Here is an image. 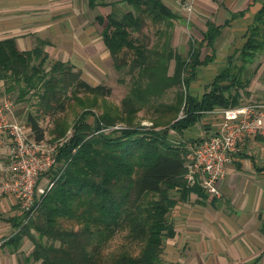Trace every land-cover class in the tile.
Returning a JSON list of instances; mask_svg holds the SVG:
<instances>
[{
    "label": "trees",
    "instance_id": "obj_1",
    "mask_svg": "<svg viewBox=\"0 0 264 264\" xmlns=\"http://www.w3.org/2000/svg\"><path fill=\"white\" fill-rule=\"evenodd\" d=\"M87 2L91 8H114L95 19L113 66L129 76L119 104L107 100L110 86L89 83L68 60H49L43 48L46 40L37 38L30 49H20L15 36L0 39V81L7 83L5 90H16L17 100L33 95L34 110L50 118L51 140L65 139L58 147L57 165L48 173L52 186L36 200L31 215L22 213L17 232L7 242L17 248L27 237L32 248L25 259L37 264H164L159 258L162 243L174 233L168 213L177 200L200 190L186 185L187 148L170 130L180 134L206 111L243 103L253 60L264 50V3L248 25L242 46L197 97L188 84L197 67L212 59H200V47L204 41L214 44L218 25L208 21L200 41L190 40L183 56L171 44L180 15L164 0ZM118 2L126 5L119 13ZM148 25L163 39L150 45L143 33ZM171 59L174 68L169 73ZM173 87V97L165 101L163 96ZM72 101L80 111L68 134L62 114ZM141 109L150 111V126L134 122ZM26 122L33 137L44 140L37 114L29 111ZM117 123L124 125L103 131Z\"/></svg>",
    "mask_w": 264,
    "mask_h": 264
},
{
    "label": "crops",
    "instance_id": "obj_2",
    "mask_svg": "<svg viewBox=\"0 0 264 264\" xmlns=\"http://www.w3.org/2000/svg\"><path fill=\"white\" fill-rule=\"evenodd\" d=\"M164 1L180 15L174 22L171 38L173 49L180 54L183 49L188 52L190 40L200 41L208 21L219 26L214 44L209 46L204 41L200 47V59L206 55L212 59L197 67L196 76L188 84V91L199 97L217 71L224 66L227 57L242 46L247 27L264 0ZM187 3L192 5L190 13L185 9ZM86 7H89L87 0H0V39L15 36L20 49H30L37 38H41L47 41L44 50L52 59L70 61L72 53L80 59L98 56L104 58L109 55V51L97 31L98 28L91 21L88 27L80 24L78 16ZM96 7L99 5L89 8ZM17 14L21 15L20 20ZM12 15L15 19L11 18ZM18 25L25 27V31H8ZM258 58L259 72L264 74V53L259 54ZM173 68L174 59H171L168 72L172 73ZM260 73L256 76L253 89L264 90V76ZM85 80L91 83L88 79ZM6 85L7 83L0 81V91L3 94H7ZM17 101L19 102L12 103L11 115L14 118L21 114L15 104L22 102ZM219 121V114L206 111L193 126L180 134L173 130L170 133L175 140L183 141L184 135L185 138L195 133L201 136L210 128L216 129ZM6 162V149L0 142V176L1 166ZM218 187V196H211L201 189L192 190L186 199L177 200L170 209L168 218L174 233L163 240L160 262L264 264L263 136L247 139L243 152L227 165ZM177 194L178 191L175 192ZM21 215L14 196L0 195V264H37L32 259H25L32 248V244L27 243V237H23L17 248L12 242H7L17 232L18 227L15 225Z\"/></svg>",
    "mask_w": 264,
    "mask_h": 264
},
{
    "label": "built area",
    "instance_id": "obj_3",
    "mask_svg": "<svg viewBox=\"0 0 264 264\" xmlns=\"http://www.w3.org/2000/svg\"><path fill=\"white\" fill-rule=\"evenodd\" d=\"M185 9L191 12V3ZM209 111L219 114L220 121L214 131L187 145L184 177L187 186H198L203 192L218 196V185L227 165L243 152L247 139L264 137V102L251 100ZM11 112V101L0 96V142L5 146L7 158L1 166L0 195L14 196L20 211L29 216L36 208V200L54 182L48 177L45 185H40L38 179L55 169L62 139L36 140L27 124L14 118Z\"/></svg>",
    "mask_w": 264,
    "mask_h": 264
},
{
    "label": "rangeland",
    "instance_id": "obj_4",
    "mask_svg": "<svg viewBox=\"0 0 264 264\" xmlns=\"http://www.w3.org/2000/svg\"><path fill=\"white\" fill-rule=\"evenodd\" d=\"M105 1H110V0H105ZM116 1H118V0H116ZM125 7H126L125 4H122L121 2H118V4H116V6H115V9H116L115 11L118 12V13L122 12V11H124ZM110 10H114V8L109 6V5H106V6L99 5V7H96L94 9H90L89 7L88 8L86 7V9H84L83 11L80 12V16H78L79 19L81 20L80 24H82L83 27H85V26L88 27L89 26L88 23L91 21L92 25H95L98 28L97 31L100 34L102 26L98 22L95 21L94 15L95 14L105 15ZM18 13H20V12H18ZM21 13L25 14L24 12H21ZM188 13H190V12H188ZM16 16H17L18 20H20L21 15L17 14ZM11 18L15 19L14 15H12ZM8 20H10V19H8ZM2 23L3 24L5 23L4 17H3ZM75 26H80V25H75ZM14 30H16L17 33L18 32L21 33L22 31H25V27H22V26L18 25L17 28H15V29L12 28V30H8V31H14ZM69 30H71V29H69ZM143 33L148 37V42H149L150 45L153 42L154 43L155 42H159L164 37V36H159V38H158V33L156 31V28L153 25H148L147 27L143 28ZM45 46L46 45H44L43 48H45ZM261 53H264V50H262L260 53L258 52V55H256L255 59L253 60L252 67L254 68V72H253V75L251 77V80H250V83H249V86H248L249 93L247 95L246 94L242 95V102H248V101H251V100H253V101H262V100H264V90L256 89V88L253 89V85L256 84V76H257L258 73H260L259 72L260 64L258 62V60L260 58H258V57H259V54L261 55ZM186 54H187V52L185 51V49H183L181 55L185 56ZM72 56L73 57L71 59H69L70 60L69 62H71L74 65L75 69H77V70L80 69L81 76L83 78L85 77L86 79H88L92 84L103 83V84H106V85L110 86L111 92H110V95L108 97H106V98H107L108 101H110L112 103L119 104L121 98L123 97V95L128 90L129 76L127 74H125L124 71L117 70L113 66L110 54L106 55V57H104V58L98 56L96 58L92 57V58L80 59L78 57H75L73 55V53H72ZM49 60H54V59L49 57ZM260 74H261V76H264V74H262V73H260ZM12 91H10V93L7 92V94H3L4 92L0 91V96L1 97L2 96L7 97L11 101V103L19 102V101H17V99H18L17 98L18 97L17 96V91L16 90H14L13 92ZM174 91H175L174 87L169 89L166 92V94L163 96V99L165 101L171 100V98L174 95ZM26 97H28V95L25 96V98ZM20 101L22 102V104L21 103L15 104V105H17L16 109L17 110H21L20 111L21 112L20 116H16L15 115L16 119H18V120H20V121H22V122L27 124V122H26L27 114H28L29 111H32L33 114H37L38 122L45 129V138H44L45 140L56 141V140L62 139V142H64V140H65L64 138L51 140L52 139V135L49 133V130L52 127V123H51L50 118L48 117L47 114H45L43 112H39L38 109L36 111L34 110L33 107H35V106L33 105V103L35 104L36 102H35V98H34L33 95L31 97H29V100L26 98V99L20 100ZM79 111H80V107L75 102L72 101V104L68 108V110L64 114H62V118L69 125V127L67 129V133L68 134H70V132L72 130L73 120H75V118L78 115ZM150 116H151L150 111H146L145 109H141L137 113V116L134 119V122L136 121L140 125L150 126L152 124V121L149 119ZM87 120L89 122L93 123V116L89 115L87 117ZM117 124H121V123H117ZM121 125L123 126L124 124L122 123ZM113 128H115V127H106V128L103 129V131L104 132H110L111 129H113ZM119 128H121V127H119ZM115 129H118V128H115ZM212 131H214V129L210 128V130H208L206 134H209ZM206 134L198 136L195 133L193 136L189 135L187 138H185L186 136L184 135V138H182L183 141H181V142H183L185 147L187 148V145L189 143H191L192 140H195V139L197 140V138H200V137H202V136H204ZM48 177H50V176L49 175H45V174L40 175V177L38 179L39 184L40 185H45L47 180H49ZM119 238H120V236H117L116 240H119ZM27 243H28V245L31 244V242L28 240V238H27ZM110 246H111V244H110ZM34 263H35V261H34Z\"/></svg>",
    "mask_w": 264,
    "mask_h": 264
}]
</instances>
